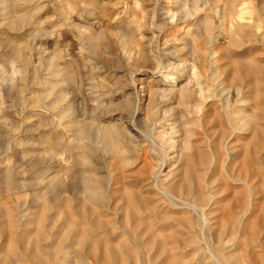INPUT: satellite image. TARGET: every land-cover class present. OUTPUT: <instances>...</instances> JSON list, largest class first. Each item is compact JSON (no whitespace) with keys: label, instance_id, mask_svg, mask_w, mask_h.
<instances>
[{"label":"rangeland","instance_id":"rangeland-1","mask_svg":"<svg viewBox=\"0 0 264 264\" xmlns=\"http://www.w3.org/2000/svg\"><path fill=\"white\" fill-rule=\"evenodd\" d=\"M0 264H264V0H0Z\"/></svg>","mask_w":264,"mask_h":264}]
</instances>
